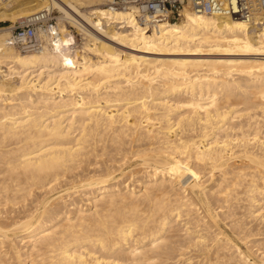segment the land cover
I'll return each mask as SVG.
<instances>
[{"label": "bare ground", "instance_id": "bare-ground-1", "mask_svg": "<svg viewBox=\"0 0 264 264\" xmlns=\"http://www.w3.org/2000/svg\"><path fill=\"white\" fill-rule=\"evenodd\" d=\"M112 1L0 9L60 14L34 51L0 28V264H264V12Z\"/></svg>", "mask_w": 264, "mask_h": 264}, {"label": "built area", "instance_id": "built-area-1", "mask_svg": "<svg viewBox=\"0 0 264 264\" xmlns=\"http://www.w3.org/2000/svg\"><path fill=\"white\" fill-rule=\"evenodd\" d=\"M13 1L16 0H0V9ZM111 6L114 8L132 6L136 21L147 26L162 20L177 21L185 8L215 16L224 15L246 20L264 12V0H113ZM8 22L10 44L26 52L42 47V34L50 31V27L55 25L57 20L53 11L43 10L30 17Z\"/></svg>", "mask_w": 264, "mask_h": 264}, {"label": "rangeland", "instance_id": "rangeland-1", "mask_svg": "<svg viewBox=\"0 0 264 264\" xmlns=\"http://www.w3.org/2000/svg\"><path fill=\"white\" fill-rule=\"evenodd\" d=\"M80 10H82V12H85L86 11V9L85 8H80ZM51 11H53V15L55 16V18H56V20L58 21V17H59V13L57 12V10L56 9H52ZM59 22H61L60 20H59ZM9 24V22L7 21L6 23H3V22H0V28L1 27H5V26H7ZM66 26H67V28H68V30H69V32H70V34H71V37L73 38V41L75 42L73 45H74V47L76 48V50H78V52H79V50H81V47L83 46V44L85 43V38H83L82 36H84V35H82L81 34V32H79V30L78 29H76V27L72 24V23H66ZM211 52V51H210ZM208 53V55L209 56H207V54H205L204 56H205V58H209V57H213L214 56V53H209V52H207ZM154 54V55H153ZM150 55H152V56H150ZM161 55H164V56H162V58H175V57H179V56H175V55H172L171 56V54H169V53H161V54H158V53H149V57H151V58H158V57H160L161 58ZM166 55V56H165ZM170 56V57H168V56ZM213 55V56H212ZM157 56V57H156ZM181 57H183V56H181ZM171 68H175V66H172ZM236 76V75H235ZM172 97V96H171ZM171 97H168V99H171ZM177 98V96H174V98ZM173 98V97H172ZM217 174H218V172L217 171H215L214 173H213V179H212V177H211V180L208 182V183H210L212 180H214L216 177H217ZM182 262H179V264H181Z\"/></svg>", "mask_w": 264, "mask_h": 264}]
</instances>
